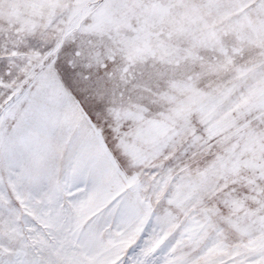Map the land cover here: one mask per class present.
Masks as SVG:
<instances>
[{
  "label": "rangeland",
  "instance_id": "374dc122",
  "mask_svg": "<svg viewBox=\"0 0 264 264\" xmlns=\"http://www.w3.org/2000/svg\"><path fill=\"white\" fill-rule=\"evenodd\" d=\"M77 157L104 259L264 264V0H0V264L82 258L20 203Z\"/></svg>",
  "mask_w": 264,
  "mask_h": 264
},
{
  "label": "snow or ice",
  "instance_id": "6c2138e0",
  "mask_svg": "<svg viewBox=\"0 0 264 264\" xmlns=\"http://www.w3.org/2000/svg\"><path fill=\"white\" fill-rule=\"evenodd\" d=\"M28 183L36 190V195L30 191L28 200L20 203L26 209H40L41 226L56 230L55 235L49 234L52 239L61 245L76 247L77 244L70 237L79 241V232L83 231L85 226L88 227L85 240L78 245L82 249L81 259L60 262L41 257L35 264H120L119 261L103 258L107 251L105 236L111 229L109 217H114L119 209L101 205L99 202V176L94 167L83 158L77 157L69 163L63 180L54 179L50 173L38 171L28 178ZM40 193H43V196ZM36 215L37 213L31 210L21 212L20 216L12 213L11 209L7 214L0 210V224L11 226L19 223L22 216L35 219ZM128 264L133 262L129 261ZM135 264L140 262L136 261Z\"/></svg>",
  "mask_w": 264,
  "mask_h": 264
}]
</instances>
